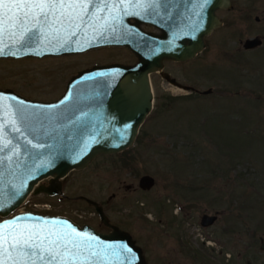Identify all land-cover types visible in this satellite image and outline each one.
Returning <instances> with one entry per match:
<instances>
[{
	"label": "rangeland",
	"instance_id": "1",
	"mask_svg": "<svg viewBox=\"0 0 264 264\" xmlns=\"http://www.w3.org/2000/svg\"><path fill=\"white\" fill-rule=\"evenodd\" d=\"M220 15L226 24L208 51L166 63L180 82L214 90L186 93L153 73L154 108L135 144L71 171L62 179L66 195L32 196L41 205L27 208L109 232L88 199L97 201L150 264H264V0H236ZM255 36L263 40L258 50L225 51ZM136 60L118 49L0 58V88L54 100L82 68ZM145 174L155 178L150 190L139 186ZM205 213L218 215L213 225L201 224Z\"/></svg>",
	"mask_w": 264,
	"mask_h": 264
},
{
	"label": "water",
	"instance_id": "2",
	"mask_svg": "<svg viewBox=\"0 0 264 264\" xmlns=\"http://www.w3.org/2000/svg\"><path fill=\"white\" fill-rule=\"evenodd\" d=\"M181 4L179 7L178 3L171 4L174 11L171 18L160 20L159 17L157 21L153 20L165 31L159 38L146 34L139 27V23H131L129 16H124L123 24L117 26V31L106 33L104 38H94L92 31L89 30L88 39L93 41L92 46H87V41L84 39H81L79 45H72L73 48L83 47V51L63 50L39 56L31 54L19 57L42 58L79 54L104 45H127L134 50L132 52L138 59L133 64L112 62L81 69L68 80L64 92L54 100L32 99L12 88H0V93L16 96L34 105H56L62 99L70 97L65 118L59 124L50 126L51 134L39 141L45 144L43 149H29L25 152L22 147L18 162L15 159L11 164L5 161L3 184L0 188H3L5 194H10L13 185L19 187L23 184L24 186L21 190L22 194L11 202L9 207L0 210V221L25 214L65 220L78 230L89 232L105 243L127 244L133 250V264H150L143 248L137 244L132 234L111 223L104 206L92 199H88V202L94 205L101 222L111 228L109 232L98 231L89 223L81 225L63 215L32 211L14 215L13 213L31 192L51 196L63 194L62 179L71 171L86 168L100 155L119 153L134 145L140 127L154 107L155 93L151 74L161 72L171 84L180 86L184 90L191 88L195 90L194 87H183L176 78L165 72L164 61H186L201 53L205 47V37L213 29L222 25L215 11L218 8H228L231 1L192 0V15L188 14V5ZM257 19L259 20V17ZM147 40L151 43L156 42L155 48L152 49L151 44L147 48L145 45ZM186 41H191L192 44L186 45ZM262 43L263 40L260 37L249 38L246 40L245 47H258ZM99 73H105V75L101 76ZM212 91L211 87L200 92L209 94ZM63 108L64 106L61 105V109ZM74 120L76 122L72 123ZM12 169H15V175L9 174ZM46 178H50L48 184L40 183ZM154 185L155 178L150 174L143 175L139 180V186L143 190H150ZM217 219V214L205 213L201 218V224L208 227ZM261 248L264 250V237Z\"/></svg>",
	"mask_w": 264,
	"mask_h": 264
},
{
	"label": "snow or ice",
	"instance_id": "3",
	"mask_svg": "<svg viewBox=\"0 0 264 264\" xmlns=\"http://www.w3.org/2000/svg\"><path fill=\"white\" fill-rule=\"evenodd\" d=\"M171 4L172 0H0V57L83 51L72 45L84 39L92 46L89 30L94 38H104L117 31L124 16L163 18L171 15ZM69 99L44 106L0 93V185L5 161L18 162L22 147L25 152L45 147L39 141L65 118ZM9 174L15 175V169ZM23 186L13 185L10 194L0 188V210L22 194ZM133 255L127 244L105 243L65 220L25 214L0 221V264H133Z\"/></svg>",
	"mask_w": 264,
	"mask_h": 264
},
{
	"label": "flooded vegetation",
	"instance_id": "4",
	"mask_svg": "<svg viewBox=\"0 0 264 264\" xmlns=\"http://www.w3.org/2000/svg\"><path fill=\"white\" fill-rule=\"evenodd\" d=\"M231 1V5L228 7V8H218L216 11H215V14L221 19V21H222V25L220 26V27H218V28H215V29H213L212 30V32L209 34V35H207L206 37H205V47H204V49L202 50V51H208L209 50V43H210V37L214 34V32H216L218 29H220V28H222L225 24H226V21H225V19H224V16H222V15H220V12L221 11H232V10H234V8H235V6H236V0H230ZM172 3H175V4H177L178 3V7H179V5L181 4V3H183V4H187L188 6V8H189V10H188V14L189 15H192V0H172ZM182 5V4H181ZM172 6V5H171ZM175 6V5H174ZM173 7H170V9H169V12L171 13V15L170 16H168V15H164V17L163 18H161V16H156V15H147V14H142L143 15V18H141V17H138V16H129V22H131V23H134V24H136V23H139V27L142 29V31L143 32H145L146 34H149V35H152V36H154V37H157V38H159V37H161V36H163L164 35V29L161 27V26H158L157 24H155L154 22H153V20H155V21H157L158 20V18L160 17V20H167L166 18H171L172 17V15H173V13H174V11H173V9H172ZM131 10V9H130ZM257 17L258 16H256L255 17V19L256 20H258L257 19ZM173 19V18H172ZM179 20H181V19H179ZM170 21V20H169ZM256 37V36H255ZM258 37V36H257ZM252 38H254V37H252ZM248 39V38H247ZM239 42L241 43V42H243V49L242 48H236V46H233V47H230V48H226L225 49V51H256V50H258L259 48H260V46H258V47H253V48H246L244 45H245V42L243 41V39H239ZM150 44H151V48L153 49V48H155V46L157 45V43L156 42H154V43H151V42H148V40L146 41V47L148 48L149 46H150ZM186 45H190V44H192L191 43V41H186V43H185ZM224 44H229V42L228 41H225V43ZM150 48V49H151ZM105 49H113V50H116V49H118V50H120V51H129L133 56H135L136 57V55L132 52V51H134L130 46H127V45H125V46H118V45H104V46H99V47H97V48H92V49H90V50H88V51H101V50H105ZM85 53V52H84ZM81 54H83V53H81ZM137 58V57H136ZM138 59V58H137ZM137 61V60H136ZM135 61V62H136ZM169 61H171V62H177V63H184V62H187V61H190V60H186V61H174V60H165L164 61V71L165 72H167V73H169L172 77H175V76H173L168 70H166V63L167 62H169ZM112 62H123V61H110V62H107V63H96V64H108V63H112ZM135 62H132V63H127V62H123V63H125V64H133V63H135ZM155 73H157V74H159L164 80H166L168 83H170L163 75H162V73L161 72H155ZM176 78V77H175ZM151 81H152V74H151ZM179 81V80H178ZM180 82V81H179ZM181 84H182V86L183 87H185V86H190V87H194L193 85H191V84H187V83H182V82H180ZM153 84V83H152ZM171 84V83H170ZM172 86H175V85H173V84H171ZM175 87H177L178 89H180V90H182V91H185L186 93H190V94H196V93H198V94H201V92H200V90H197V88L196 87H194V89L195 90H192V88L191 89H189V90H184L182 87H180V86H175ZM45 182H47V181H45ZM64 195H66V194H64Z\"/></svg>",
	"mask_w": 264,
	"mask_h": 264
},
{
	"label": "built area",
	"instance_id": "5",
	"mask_svg": "<svg viewBox=\"0 0 264 264\" xmlns=\"http://www.w3.org/2000/svg\"><path fill=\"white\" fill-rule=\"evenodd\" d=\"M29 207H34V208H36V207H38L39 205H41V204H39V203H37V202H34L33 201V199L32 200H30V201H28L26 204H24L21 208H20V211H25V210H27V209H29V208H27L28 206ZM49 209V208H48ZM51 209V208H50Z\"/></svg>",
	"mask_w": 264,
	"mask_h": 264
},
{
	"label": "trees",
	"instance_id": "6",
	"mask_svg": "<svg viewBox=\"0 0 264 264\" xmlns=\"http://www.w3.org/2000/svg\"><path fill=\"white\" fill-rule=\"evenodd\" d=\"M170 99H171L172 101H169V102H171V103H172V102H173V100H174L175 98L171 97Z\"/></svg>",
	"mask_w": 264,
	"mask_h": 264
}]
</instances>
